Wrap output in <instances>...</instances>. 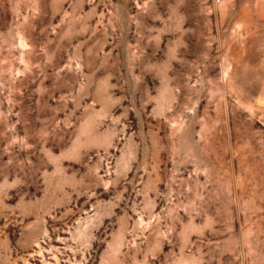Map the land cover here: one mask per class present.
<instances>
[{
    "label": "rangeland",
    "instance_id": "rangeland-1",
    "mask_svg": "<svg viewBox=\"0 0 264 264\" xmlns=\"http://www.w3.org/2000/svg\"><path fill=\"white\" fill-rule=\"evenodd\" d=\"M0 264H264V0H0Z\"/></svg>",
    "mask_w": 264,
    "mask_h": 264
}]
</instances>
